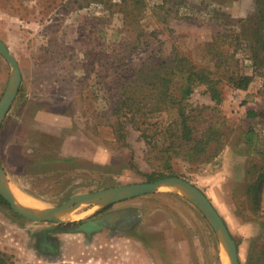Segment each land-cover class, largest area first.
I'll use <instances>...</instances> for the list:
<instances>
[{"label":"rangeland","instance_id":"obj_1","mask_svg":"<svg viewBox=\"0 0 264 264\" xmlns=\"http://www.w3.org/2000/svg\"><path fill=\"white\" fill-rule=\"evenodd\" d=\"M260 11L264 0H0V36L22 76L0 126V162L14 196L46 208L73 194L148 182L139 173H167L159 131L175 109L148 118L155 146L128 126L127 147L112 110L120 85L144 63L186 56L220 79L219 105L200 85L188 110L197 137L214 124L223 143L209 162L173 158L171 172L209 198L236 241L240 264H264V193L258 210L246 195L264 169V76L254 69L249 43L235 37L245 21L246 34L253 26L264 32ZM219 32L227 37L216 40ZM9 73L8 63L0 64V98ZM235 73L252 77L245 90L227 81ZM249 129L253 149L243 142ZM130 210L137 219L125 227L85 234L64 226ZM63 220L31 221L0 202L5 264H230L207 219L168 187L105 206L82 204Z\"/></svg>","mask_w":264,"mask_h":264},{"label":"trees","instance_id":"obj_2","mask_svg":"<svg viewBox=\"0 0 264 264\" xmlns=\"http://www.w3.org/2000/svg\"><path fill=\"white\" fill-rule=\"evenodd\" d=\"M260 22L264 23V11H260ZM245 21L241 24V30L235 37L242 42L249 43L251 58L254 69L264 76V32L253 26V31L246 34ZM227 35L217 33L216 40L226 38ZM217 69L219 65H215ZM214 72L194 64L186 56L175 54L169 62L144 63L135 75L124 80L120 85V93L116 96V102L112 115L115 117L116 131L122 145L127 147L126 130L131 126L140 132L146 143L155 146L153 135H150L148 118L165 110L175 109L176 118L163 127L159 133L163 135L162 162L167 173H139L131 160L135 171L145 176L148 182L160 178L173 176L171 172V160L175 157L189 162H209L218 153L222 145V134L217 126L210 124L199 137L196 136V127L193 124V116L188 110V101L197 86L203 85L209 94L211 101L217 106L222 101V91L219 87L220 79L215 77ZM251 76L239 75L238 73L228 76L227 81L233 88L245 90ZM250 118L256 117L255 111H248ZM255 134L248 130L243 135V142L253 149ZM215 148L212 151V146ZM264 193V169L256 178L247 185L246 195L250 199V207L253 210L260 208L262 194ZM0 202L8 203L0 196ZM90 221L80 220L66 223L65 229L84 231L90 234L98 227L90 225ZM5 255L0 253V264H5Z\"/></svg>","mask_w":264,"mask_h":264},{"label":"water","instance_id":"obj_3","mask_svg":"<svg viewBox=\"0 0 264 264\" xmlns=\"http://www.w3.org/2000/svg\"><path fill=\"white\" fill-rule=\"evenodd\" d=\"M0 55L10 67L9 78L5 90L0 98V126L10 109L22 81L19 64L10 52L7 45L0 39ZM162 187H168L183 195L191 201L212 227L218 242L223 245L230 264H240L238 249L235 239L230 234L223 218L211 203L205 193L190 181L183 178L170 176L160 178L153 182H139L119 185L92 191L88 193H77L71 195L63 203L46 208H33L21 205L9 187L6 173L0 162V196L8 203L10 208L18 215L35 222H66L61 218V213L66 210H75L79 205L96 203L109 205L145 194L157 192Z\"/></svg>","mask_w":264,"mask_h":264},{"label":"flooded vegetation","instance_id":"obj_4","mask_svg":"<svg viewBox=\"0 0 264 264\" xmlns=\"http://www.w3.org/2000/svg\"><path fill=\"white\" fill-rule=\"evenodd\" d=\"M137 219V215L133 211H112L108 212L104 215H100L98 218H94L89 220L90 225H94V227H98L96 230L98 231L101 225H110L111 227H125L131 223V220L135 222ZM132 222V223H133ZM91 231V232H93ZM86 234V232H85Z\"/></svg>","mask_w":264,"mask_h":264},{"label":"bare ground","instance_id":"obj_5","mask_svg":"<svg viewBox=\"0 0 264 264\" xmlns=\"http://www.w3.org/2000/svg\"><path fill=\"white\" fill-rule=\"evenodd\" d=\"M15 197H16V200L21 205L27 206L29 204V205H32V206H38V204H37L36 201H33V200L27 198V196L22 195L20 193H17ZM32 206H30V207H32ZM71 212H72V210H66V211H64L63 213H61V218L63 217V219H67L69 217V215H71Z\"/></svg>","mask_w":264,"mask_h":264},{"label":"crops","instance_id":"obj_6","mask_svg":"<svg viewBox=\"0 0 264 264\" xmlns=\"http://www.w3.org/2000/svg\"><path fill=\"white\" fill-rule=\"evenodd\" d=\"M0 39H3V41H4L5 44L7 45L8 49L10 50V45L8 44L6 38H5V37L3 38V36H0ZM4 62H6L5 59L0 55V64H1V66L4 65ZM9 74H10V73H9Z\"/></svg>","mask_w":264,"mask_h":264}]
</instances>
